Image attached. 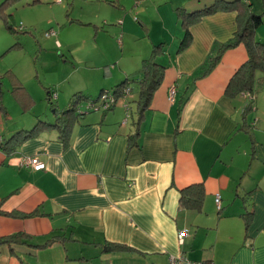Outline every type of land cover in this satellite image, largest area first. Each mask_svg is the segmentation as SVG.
I'll return each instance as SVG.
<instances>
[{"label":"crops","instance_id":"crops-1","mask_svg":"<svg viewBox=\"0 0 264 264\" xmlns=\"http://www.w3.org/2000/svg\"><path fill=\"white\" fill-rule=\"evenodd\" d=\"M105 1L113 10L98 19L121 20L122 36L134 21L160 31L147 34L135 68L98 62L104 71L94 91L111 88L117 79L139 78L141 60L163 42L162 82L131 147L128 135L138 126L129 117L133 96L111 111L82 114L67 143L57 129L42 128L15 151L0 149V237L22 233L26 239L1 244L0 264H168L170 255L181 256L179 264H264V85L246 114V95H225L230 77L247 59L243 44L224 51L214 68L199 75L214 45L234 34L237 10L191 24L190 42L179 51L185 30L176 9L214 0H142L137 20L122 11L125 1ZM244 1L264 13V0ZM255 35L264 41V22ZM2 124L0 119L1 130ZM25 156H36L45 168L19 166ZM198 184L204 190L201 209L180 207V191ZM184 228L188 235L179 244L177 231ZM51 235L61 236L46 242ZM107 243L125 248L106 249Z\"/></svg>","mask_w":264,"mask_h":264},{"label":"rangeland","instance_id":"rangeland-1","mask_svg":"<svg viewBox=\"0 0 264 264\" xmlns=\"http://www.w3.org/2000/svg\"><path fill=\"white\" fill-rule=\"evenodd\" d=\"M123 1L126 8L122 11L137 20L142 0ZM109 5L105 0H16L5 8L4 13L10 14L7 21L18 29H6L0 18V107L5 111L0 118L2 134L33 128L38 121H53L55 105H70L74 88L90 85L94 91V80L104 71L98 62L108 60L106 67L118 63L130 69L137 66L134 59L142 50L141 43L148 39L147 34L160 29L155 25L144 28L134 21L136 26L127 24L128 34L122 36L120 25L98 19L99 15L103 19L107 8L113 10ZM88 18L91 23L86 22ZM50 30L56 36H45ZM131 96L135 99L136 92ZM130 103L131 120L136 113L135 103Z\"/></svg>","mask_w":264,"mask_h":264},{"label":"trees","instance_id":"trees-1","mask_svg":"<svg viewBox=\"0 0 264 264\" xmlns=\"http://www.w3.org/2000/svg\"><path fill=\"white\" fill-rule=\"evenodd\" d=\"M16 0H0V18H3L6 29L10 31L17 30L18 27H13L8 21L7 17L10 14L4 13L5 8L11 6ZM112 2V0H109ZM237 10L236 30L232 37L224 42L214 45L213 52L207 57L203 65L200 67V76L206 75L215 65L220 61L224 51L234 48L239 44H243L247 51V59L242 63L230 77L226 88L225 95L228 97H236L239 94L246 95L248 99L247 104L243 109V114L254 110L255 96L262 85H264V41L256 38L255 32L262 22H264V13H257L252 10L251 3L244 0H214L212 3L186 10L183 7L177 8V16L180 19V24L184 28V36L180 43L179 51L188 46L190 42L189 26L198 21L201 17L207 14H212L220 10ZM137 19V16H135ZM121 20L113 22V24L120 25ZM111 23L112 22H108ZM107 24V23H105ZM17 28V29H16ZM56 33V32H55ZM56 36V34H55ZM165 52V44L158 43L153 45L150 54L141 60L140 74L137 79H117V82L111 88H101L96 91L89 92L85 89L76 91L70 96V105L59 109L55 105V119L51 122L38 121L33 128L28 130L20 129L17 132L8 135L2 134L0 128V149L5 152H13L16 150L18 144L28 136L35 134L42 128H55L61 140L68 142L69 132L74 124L82 114L87 112L103 113L114 109L118 101L123 98L131 96L132 85L136 87V97L133 100L135 103V124L138 125L135 131L128 136V147L133 143H137L136 138L140 134L139 125L141 124L145 112L150 108V103L154 92L162 82V78L166 66L158 60L160 55ZM56 97V96H55ZM49 101L50 93H48ZM111 102L108 108L101 107L104 103ZM128 105V104H127ZM53 107V106H52ZM3 107H0V118L2 117ZM5 112V111H3ZM23 112V109H22ZM4 135H7L4 138ZM45 164V163H44ZM21 167L30 168L25 165ZM32 169V168H30ZM34 170V169H33ZM204 190L198 185L188 186L180 191L179 204L185 209L200 210L203 201ZM1 214V211H0ZM61 235H51L46 239V242H51ZM25 235L16 233L5 237H0L1 244H10L12 241L25 242ZM106 249H122L124 245L107 243Z\"/></svg>","mask_w":264,"mask_h":264},{"label":"built area","instance_id":"built-area-1","mask_svg":"<svg viewBox=\"0 0 264 264\" xmlns=\"http://www.w3.org/2000/svg\"><path fill=\"white\" fill-rule=\"evenodd\" d=\"M60 2V0H59ZM55 31L50 30L48 32L45 33V36L49 37L51 35H55ZM174 87L170 88V93H169V98L173 99L174 96ZM110 105H107L106 103H104L101 107H103L104 109L108 108ZM19 164L20 165H25L28 166L34 170H42L45 168V164L40 161L36 156H28V157H22L19 160ZM215 202L218 206V208H220V195L218 193L215 194ZM188 235V230L186 228L184 229H180L177 231V241L179 244H182L184 241V238ZM183 260V258L181 256H175V255H170L168 258V264H179V262ZM199 264H203V263H199Z\"/></svg>","mask_w":264,"mask_h":264},{"label":"water","instance_id":"water-1","mask_svg":"<svg viewBox=\"0 0 264 264\" xmlns=\"http://www.w3.org/2000/svg\"><path fill=\"white\" fill-rule=\"evenodd\" d=\"M53 112H55V109L53 110Z\"/></svg>","mask_w":264,"mask_h":264}]
</instances>
